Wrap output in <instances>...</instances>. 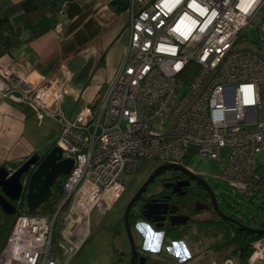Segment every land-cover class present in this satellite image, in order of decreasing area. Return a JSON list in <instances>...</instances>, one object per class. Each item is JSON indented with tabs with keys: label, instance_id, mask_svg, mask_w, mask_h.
Here are the masks:
<instances>
[{
	"label": "built area",
	"instance_id": "2783aa9c",
	"mask_svg": "<svg viewBox=\"0 0 264 264\" xmlns=\"http://www.w3.org/2000/svg\"><path fill=\"white\" fill-rule=\"evenodd\" d=\"M239 4L132 0L117 74L100 101L73 118L61 109L70 78L65 63L58 65L60 75L36 78L0 56L2 97L25 102L38 120L56 118L61 129L54 144L61 158L73 159L51 211L26 212L18 202L0 264H73L91 234V210L112 211L152 159H218L228 146L221 179L241 195L257 192L256 155L264 151V0H254L247 13ZM54 28L62 32L60 24ZM245 29L257 31V42L242 38ZM252 248L249 264L262 257L264 238Z\"/></svg>",
	"mask_w": 264,
	"mask_h": 264
},
{
	"label": "crops",
	"instance_id": "0c3cea01",
	"mask_svg": "<svg viewBox=\"0 0 264 264\" xmlns=\"http://www.w3.org/2000/svg\"><path fill=\"white\" fill-rule=\"evenodd\" d=\"M108 1H64L57 15L61 33L52 27L4 54L29 77L60 75L58 65L65 63L70 78L61 109L65 99L70 100V110L62 111L71 118L85 105H95L100 101L126 52L130 37L129 13H114L107 6ZM46 116L58 123L56 139L61 124L56 118ZM35 121L39 123L41 120L29 105L3 98L0 94V166L14 168L37 153L39 144L31 136V126ZM236 263L239 264L237 259Z\"/></svg>",
	"mask_w": 264,
	"mask_h": 264
},
{
	"label": "flooded vegetation",
	"instance_id": "af4514ba",
	"mask_svg": "<svg viewBox=\"0 0 264 264\" xmlns=\"http://www.w3.org/2000/svg\"><path fill=\"white\" fill-rule=\"evenodd\" d=\"M159 165L150 170L137 184L134 182L140 176L136 178L119 199L120 201L126 195V199L119 209L120 214L116 227L122 229L128 244L125 250H118L119 252L116 253L117 259L120 262L127 260L128 264H130L133 256L134 264H180V261L166 250L171 246L172 241H183L184 244L190 245L192 241H199L201 238L206 241V245L203 242L205 247L201 249L202 256L207 254H209L208 257L212 256L209 253L211 250L220 252L223 248L225 251L227 248L225 246L227 231H243L229 218L241 220L234 216L232 212H226L223 209L221 198L216 193L214 185L202 174L193 171L185 164H178L181 168L159 169L155 176L144 185L146 179ZM14 168L8 169L13 170ZM205 184L209 186V189ZM138 191L140 192L130 205L127 214L128 225L134 243L132 248L126 233L125 211L129 202ZM212 194L218 209L214 206ZM18 202L14 201L16 208ZM23 202L24 200L22 199L21 203ZM112 211L107 214L109 215ZM219 211L229 218L221 216ZM138 220H147L157 231L163 230L165 232L166 235L160 252L153 254L143 250V238L135 230V223ZM252 227L264 226L257 225ZM231 237L232 233L230 234ZM216 242H218V248H216ZM234 247L235 245L229 246L230 254L227 255L231 256L236 262L237 257L231 253Z\"/></svg>",
	"mask_w": 264,
	"mask_h": 264
},
{
	"label": "rangeland",
	"instance_id": "374dc122",
	"mask_svg": "<svg viewBox=\"0 0 264 264\" xmlns=\"http://www.w3.org/2000/svg\"><path fill=\"white\" fill-rule=\"evenodd\" d=\"M242 38L247 42L255 43L258 39L257 31L253 29H245L242 33ZM186 85V84H185ZM185 88V86H184ZM182 91H179L181 93ZM71 108L70 100L65 99L62 104V109L68 112ZM47 117V116H46ZM44 118L39 123L35 121L31 126V136L39 144L37 154L44 155L49 148L54 144L55 135L58 127L56 120L52 118ZM231 152L230 147H223L218 159L203 158L200 155H192L186 159L185 165L195 172L202 174L216 188V193L221 198L223 209L226 212H232L242 223L248 226H257L258 223L264 221V151H260L256 155V161L260 165L258 174L262 177L259 183V189L252 196H245L230 189L221 179L222 165L226 164ZM159 163L155 160H150L141 171L139 179L134 183H138L144 178L150 170ZM135 184V185H136ZM126 195L119 201L115 209L108 215L103 214L98 206H95L90 212V230L91 234L83 246L78 257L73 264H128L127 260L120 262L116 253L118 250H125L127 240L121 228H117V219L119 217V209L125 201ZM23 210H27L24 202ZM14 217L4 218V213L0 211V247L4 243L7 233L12 225ZM120 230V231H119ZM137 236V235H136ZM206 241L201 238L199 241H192L187 245L189 258L183 260V264H207L209 257L202 256V248L205 247ZM216 242V248H218ZM54 249L56 246L54 245ZM252 248V253H253ZM212 259L222 260L229 256L230 248H223L220 252L209 251ZM172 254V253H170ZM262 257L257 259L254 264H264V249L261 250ZM178 259L174 254H172ZM252 255V254H251ZM181 264V260L178 259ZM261 260V261H259ZM169 263V262H167ZM238 264V263H236ZM249 264V262L247 263Z\"/></svg>",
	"mask_w": 264,
	"mask_h": 264
},
{
	"label": "water",
	"instance_id": "95a60500",
	"mask_svg": "<svg viewBox=\"0 0 264 264\" xmlns=\"http://www.w3.org/2000/svg\"><path fill=\"white\" fill-rule=\"evenodd\" d=\"M132 0H109L107 6L116 14H122L128 10ZM73 166L72 158H61V149L53 144L44 155L33 153L25 161L13 170L6 166H0V208L7 215H13L16 211L14 201L24 200L27 210L33 212L51 195L54 183L69 173ZM181 168L178 164H160L146 179L147 184L159 169ZM143 185V186H144ZM209 189V186L205 184ZM142 186V187H143ZM211 191V190H209ZM140 191L131 199L125 211V227L128 239L132 248L134 247L132 234L129 229L127 214L132 202L136 199ZM212 193V192H211ZM214 199V206L218 209ZM220 215L229 218L219 211ZM236 223L243 231L264 234V227H252L245 225L241 221L229 218ZM130 264H134L133 256Z\"/></svg>",
	"mask_w": 264,
	"mask_h": 264
},
{
	"label": "trees",
	"instance_id": "16d2710c",
	"mask_svg": "<svg viewBox=\"0 0 264 264\" xmlns=\"http://www.w3.org/2000/svg\"><path fill=\"white\" fill-rule=\"evenodd\" d=\"M64 1L66 0H20L18 2L0 0V56L9 54L14 47L55 27L57 15L61 12ZM65 176L60 177L55 182L51 189L50 198L33 212L52 210L53 203L61 192ZM25 211L29 212L28 210ZM6 217L11 218L14 215L4 214V218ZM258 226H264V221L258 223ZM231 233L232 237L230 238ZM262 237L264 234L229 230L226 234L225 246L235 245L231 253L237 257L239 264H247L252 253V242Z\"/></svg>",
	"mask_w": 264,
	"mask_h": 264
},
{
	"label": "clouds",
	"instance_id": "9594fccd",
	"mask_svg": "<svg viewBox=\"0 0 264 264\" xmlns=\"http://www.w3.org/2000/svg\"><path fill=\"white\" fill-rule=\"evenodd\" d=\"M253 2L254 0H248L247 3H245V0H240L238 7H240L242 12L247 13ZM135 230L143 238L142 248L145 252L153 254L160 252L166 235L163 230L157 231L147 220H138L135 223ZM166 250L180 259L181 264H183V260L189 258L190 255L187 245L184 244L183 241H172L171 246Z\"/></svg>",
	"mask_w": 264,
	"mask_h": 264
}]
</instances>
